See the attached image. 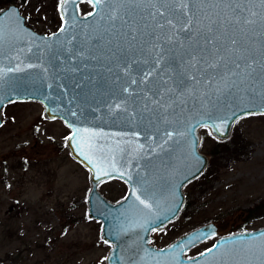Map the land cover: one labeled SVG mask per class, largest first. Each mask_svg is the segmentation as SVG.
Listing matches in <instances>:
<instances>
[{"label": "water", "instance_id": "95a60500", "mask_svg": "<svg viewBox=\"0 0 264 264\" xmlns=\"http://www.w3.org/2000/svg\"><path fill=\"white\" fill-rule=\"evenodd\" d=\"M83 3L88 2L60 4L65 31L60 27L50 35L28 27L17 4L0 11V127L8 104L33 101L71 134L81 130L67 146L90 172L89 217L102 223V240L113 246L108 264H264V228L220 237L211 253L194 260L186 259L185 251L214 238L216 225L199 227L166 249L150 244L151 232L179 213L184 187L205 173L209 157L200 150L201 129L225 141L238 120L264 115V5L236 0L240 7L233 12L236 3L230 8L220 0H189L188 9L179 0H159L155 6L145 0L133 10L117 0L120 14L131 12L134 21L136 39L129 40L121 21L114 28L100 20L110 14L109 7L85 18ZM156 8L165 15H149ZM245 18L256 22L246 25ZM169 19L175 27L166 23ZM189 20L191 30L184 31ZM157 53L164 57L158 69ZM252 60L255 72L247 76ZM212 62L219 66L208 67ZM149 71L154 75L144 82ZM81 138L94 146L95 159L109 175H101L73 147ZM111 180L129 187L118 203L99 189ZM134 191L152 204L151 210L139 204ZM198 233L204 235L189 243Z\"/></svg>", "mask_w": 264, "mask_h": 264}, {"label": "rangeland", "instance_id": "374dc122", "mask_svg": "<svg viewBox=\"0 0 264 264\" xmlns=\"http://www.w3.org/2000/svg\"><path fill=\"white\" fill-rule=\"evenodd\" d=\"M13 4L40 34L61 27V0ZM92 10L89 3L81 5L83 15ZM3 121L0 264H106L111 246L102 240V223L89 217L90 172L70 153L71 130L61 120L47 119L43 105L33 101L8 104ZM200 135L207 170L185 187L189 209L175 225L174 231L179 230L155 237L160 247L189 229L216 225L218 235L193 248L191 257L212 248L220 237L264 228V115L238 120L225 141L207 128ZM99 189L112 203L128 191L121 180L106 181ZM253 210L256 219L250 217L252 223L242 228Z\"/></svg>", "mask_w": 264, "mask_h": 264}, {"label": "snow or ice", "instance_id": "6c2138e0", "mask_svg": "<svg viewBox=\"0 0 264 264\" xmlns=\"http://www.w3.org/2000/svg\"><path fill=\"white\" fill-rule=\"evenodd\" d=\"M67 2L76 3L77 0H61V8H63ZM79 2H84V0H79ZM87 2L93 7V11L87 13L85 18L97 15L98 13L103 11V8L101 6H107V7L110 8V14L107 15V17H105L104 15H100V20H105L106 19L107 22H109L114 28H115V22L117 20L121 21L123 26L128 29L127 32H124L122 34L123 37L126 38V39H129V40H135L136 39V34H135L136 30H135V28L132 27V23H134V21H132L131 12L126 13L124 15H121L120 12H119V8L116 7L117 0H87ZM144 2H145V0H119V3L121 5H124V4L130 5L133 10L139 4H142ZM220 2L228 3L229 7L231 8L232 4L236 3V0H220ZM259 2L262 5H264V0H259ZM147 3L155 6L157 3H159V0H147ZM179 6H181L183 9H188L189 0H179ZM239 7H240L239 3H236V7L232 8V11L236 12L237 9H239ZM149 15H151L153 18H155L156 15L163 16V15H165V13L163 11H161L160 8H156V11L149 13ZM256 15H257L256 12H252L251 13V16H253V17H255ZM126 16H127V18H126ZM62 19H64V17H62ZM233 20L237 24L241 23L239 16H234ZM255 22H256L255 20L248 19V18H245L243 20V23L246 24V25L254 24ZM65 23H67V21H65ZM166 23L168 25H171V26L175 27V25L173 24V21L170 20V19L167 20ZM156 26L159 27V28H163L164 27L163 24H157ZM191 27H192V21L189 20V21H187V23L185 25V28L183 30L184 31H189V30H191ZM60 31L64 32L65 28L61 27ZM208 31L211 32L212 28L209 27ZM168 39H169V42H170L172 38L169 37ZM70 42L71 41H69V43ZM107 43L111 44L112 40L111 39L107 40ZM207 43H212V40H208ZM231 44L232 45H236L237 44V40L235 38H232L231 39ZM163 59H164L163 55L161 53H157V59H156L154 67H156L158 69L161 66V62H162ZM193 59H194V57H193ZM217 59L218 60H223L224 58L222 56H220ZM255 63H256V61L252 60L251 62H249L247 64V68L251 69V72H248L246 74L247 76H251L252 72H255V68L253 67V65ZM218 66L219 65H218L217 62H212V63H210L208 65V67H212V68H215V67H218ZM261 67H264V63L261 64ZM236 68H238V69L240 68V64L239 63L236 64ZM153 75H154V73L152 71L144 73V77H145V81L144 82H146L147 79L149 77L153 76ZM232 75H236V73H232ZM132 83H136V81L133 80ZM165 83H166V81H165ZM124 91H128V89L125 88ZM116 107L120 108L121 106L120 105H116ZM223 123H224V121H221V124H223ZM220 127H221V125H216L215 126L217 131H219ZM80 131L81 130L77 129L67 139H69V140L75 139L79 135ZM83 131L86 132L87 130L85 129ZM166 135H167L169 140L172 139V137H173V133L172 132H168V133H166ZM164 143L166 144L167 141H164ZM73 147H79L81 149L79 154L81 156H83L85 158V160H87V162L89 164H93L94 167H96L100 171L101 175H109V173L107 171H105L104 169L100 168L99 162L95 159L94 153H93V147H94L93 145H91L90 143L89 144H85L83 142V138H81V140L77 141V144L73 145ZM85 147L88 148V151L84 150ZM160 147H163V144L160 145ZM120 175L123 176L124 173H120ZM192 178H196L195 174H193ZM133 195L135 196V199L137 201H139L140 205H143L144 208L151 210L152 204L147 199H141L140 195L136 194L135 191L133 192ZM203 235H204L203 233L196 234L195 236H193L191 238L189 243L195 244L197 241H199L201 239V237ZM213 235H214V233H213ZM105 242L107 243V241H105ZM215 247L216 246L214 245L213 248H215ZM213 248H208V249H206L205 252H201L200 256L203 257V256L211 253L213 251ZM194 259H195V257H189V260H194Z\"/></svg>", "mask_w": 264, "mask_h": 264}, {"label": "flooded vegetation", "instance_id": "af4514ba", "mask_svg": "<svg viewBox=\"0 0 264 264\" xmlns=\"http://www.w3.org/2000/svg\"><path fill=\"white\" fill-rule=\"evenodd\" d=\"M206 170H207V169H206ZM206 170H205V172H206ZM186 186H187V185H186ZM186 186H185V187H186ZM127 187H128V185H127ZM185 187H184V201H183V204H182V207H181L179 213L176 215V217H175L173 220H171L170 222H168V223H167L162 229H156V230L152 231L151 234H150V238H151V242H150V244H151L152 246H154V247L160 249V250H162V249H166V248L170 247L172 244L176 243V242H177L178 240H180L181 238H183V237L189 235L191 232H193L192 229H189L188 231H185V232L182 233L179 237L175 238V239L172 240L170 243H168V244H166V245H164V246H160V247H158L157 244L155 243V242H156V240H155L156 234H159V235H167V234H171V233H174V232H176V231L179 230V228H178V229H176V230L174 231V229H175V225L179 222V220L181 219V217H182L184 214L187 215L186 212H188V209H189V205H188V202H187L188 195H187V193H186V191H185ZM128 192H129V187H128V191H127V194H126L125 198L127 197ZM125 198H124V199H125ZM124 199H123V200H124ZM189 218H190V216H188V217L186 218V221H187V220L189 221ZM211 224H212V223H211ZM170 230H173V231L171 232ZM217 235H218V234H217ZM217 235H216V236H217ZM216 236H215V237H216ZM153 242H154V243H153ZM110 246H111V250H110V252H109L108 257L110 256V253H111V251H112V249H113V246H112V245H110ZM192 249H193V248L190 247V248H188V249L185 251V253H184V257H185L186 259H189V257H191L190 254H191V252H192ZM198 256H199V255H198ZM107 259H108V258H107ZM106 264H108V261H107V260H106Z\"/></svg>", "mask_w": 264, "mask_h": 264}, {"label": "trees", "instance_id": "16d2710c", "mask_svg": "<svg viewBox=\"0 0 264 264\" xmlns=\"http://www.w3.org/2000/svg\"><path fill=\"white\" fill-rule=\"evenodd\" d=\"M15 1L16 0H0V8H4L5 6H9V5L13 4ZM254 212H255L254 210L253 211H249L247 221L245 222V224L243 225L242 228H244L245 226L249 225L250 222L248 221V219L250 217H253L252 220L256 219V217L254 216ZM251 223H252V221H251Z\"/></svg>", "mask_w": 264, "mask_h": 264}]
</instances>
